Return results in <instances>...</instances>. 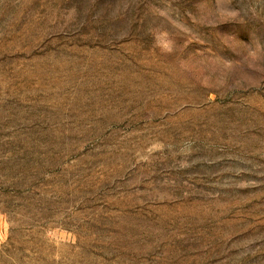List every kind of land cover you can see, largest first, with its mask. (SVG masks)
<instances>
[{"label":"rangeland","instance_id":"rangeland-1","mask_svg":"<svg viewBox=\"0 0 264 264\" xmlns=\"http://www.w3.org/2000/svg\"><path fill=\"white\" fill-rule=\"evenodd\" d=\"M0 264H264V0H0Z\"/></svg>","mask_w":264,"mask_h":264}]
</instances>
